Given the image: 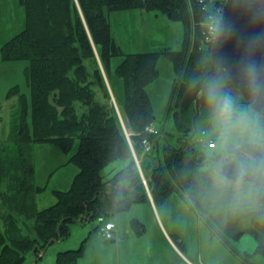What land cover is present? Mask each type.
Wrapping results in <instances>:
<instances>
[{
  "label": "trees",
  "instance_id": "1",
  "mask_svg": "<svg viewBox=\"0 0 264 264\" xmlns=\"http://www.w3.org/2000/svg\"><path fill=\"white\" fill-rule=\"evenodd\" d=\"M20 2L25 9V25L0 45V60L27 62L24 72L29 90L26 95L15 84L6 93L7 98L17 95L20 106L10 121L7 143L0 137V264H23L28 252L37 259L43 257L45 247L70 235V225L75 221H103L132 204L147 203L148 192L133 152L151 177L147 186L157 204L178 193L199 216L205 215L211 232L236 239L250 231L256 238V253L264 255V208L244 205L241 214L231 191L211 184V176L203 167L208 157L201 146L187 139L173 145L160 139L161 129L145 130L155 120L146 87L159 75V54L172 61L175 72L171 101L183 97L210 66V42L203 22L217 13L223 0ZM133 8L159 10L181 21L180 49L124 53L112 35L108 12ZM96 54L109 80L113 71L122 79L120 103L133 132V150L110 103ZM114 56H122L115 65ZM178 113L173 111L176 130L184 132ZM166 131L175 139L174 131ZM46 139H52L66 153L77 140L69 162L78 171L68 188L51 191L54 203L39 208L37 197L45 187L34 182L32 146ZM143 141L152 146L151 153L144 152ZM111 164L112 168L105 170ZM246 217L249 227H242ZM131 222L139 228L138 220ZM83 252L82 244L59 250L53 261L46 263L78 264ZM237 255L241 264L249 263V252L238 251Z\"/></svg>",
  "mask_w": 264,
  "mask_h": 264
},
{
  "label": "rangeland",
  "instance_id": "2",
  "mask_svg": "<svg viewBox=\"0 0 264 264\" xmlns=\"http://www.w3.org/2000/svg\"><path fill=\"white\" fill-rule=\"evenodd\" d=\"M24 17L25 10L20 0H0V45L11 36L17 34L18 31L24 27ZM108 17L112 28V35L124 53L135 51L147 52L149 50L158 51L163 48L177 50L181 47L184 25L181 21L170 19L159 10L142 11L137 8L111 10L108 12ZM96 56L103 75L107 94L111 101L110 103L113 109H115L117 118L122 127V122H124L130 137L131 129L126 124L127 120L125 119L124 110L120 103L123 98L122 79L113 71L111 73V79L109 80L106 69L102 66V63H100L99 55L96 54ZM121 58L122 56H114L112 58L113 65L117 64ZM26 65L27 62L24 60L8 62L0 60V137L5 143H7L6 135L9 130L10 121L15 115V111L18 110L20 106L17 95L7 98L6 93L10 86L16 84L21 88L22 92L29 95L24 72ZM156 66L159 75L156 79L147 84L146 89L154 108V124L160 127L164 139H166L168 135L172 139V144L174 145L177 141L166 129L172 132L174 131L176 135L175 138H182V136L189 135L193 130L189 133H185L175 128V118H173V113L170 110L172 108H175V110L178 109V117L182 119L180 114L183 108V106H181L183 97L181 96V98L179 97L178 99L174 98L171 101V92L175 78L172 61L161 53L158 56ZM229 93L232 96L227 99V107L230 106L227 110L225 109L224 111H219V113L207 115L208 108L203 107L200 109L199 118L196 120V129L198 131L206 129L207 136H211L215 142L214 147L204 146V142L199 145V140H196V134L193 136L195 138L189 139V141L194 145L201 146L206 157H208L203 167L211 176V184L229 189L234 197V201L238 204L237 209L242 214L241 210L244 209V205H247L249 208H255L253 184L247 181H230L225 178L219 173L220 165H218V159L228 150H232L234 147H240L244 143L255 139L258 131V128L255 126L258 115H256L247 104L238 101L241 100V95H234L235 91L233 90H229ZM170 102L171 105L169 106ZM167 120L169 122L168 125L165 124ZM205 140L208 142L210 138ZM76 145L77 140H75L70 153H66L61 146L57 145L52 139L38 140L33 143L32 159L35 171L34 182L45 187L44 191L39 193L37 197L36 205H38L39 208L47 207L49 204L55 202L56 198L51 192L53 189H66L70 186L72 177L78 171L75 164L71 161L69 162V156L76 149ZM135 162L136 165L141 168L142 181L147 192H150L147 183L151 178L143 171L140 161L137 159ZM144 164L145 163H143V166ZM113 165L114 164L107 166L105 170H109ZM4 183H6V181L3 182V187H5ZM173 198L176 200L170 204L177 206V221L205 219V215L200 213L201 215L198 216L196 212L193 213L192 217L189 216L178 206V203H183L181 199L175 195L169 196L167 199L174 200ZM188 207L189 206H187V208ZM190 210L192 209L190 208ZM3 212H5V210H3ZM246 219V221L240 224L242 227H249V219L247 217ZM98 224L99 222H97V219L85 221L83 224L76 221L73 222L70 225L71 230L69 236L62 238V241L50 243V245L43 250L45 251L44 256L39 257V259L36 258L33 252H28L23 264H48L46 262L50 260L49 257L53 256L56 251L74 249L81 244L84 250L83 253L88 250L91 254H86L85 260L82 259L83 254L78 258L77 262H79V264H89V262L93 264V255L96 256L97 254L98 249L96 248L100 238L96 229ZM2 225L3 223L1 221L0 227H2ZM183 232L189 236V243L195 246L197 244V238L199 237L196 230L189 227V229H183ZM221 233L222 232H220V234ZM220 234L217 231L213 232L209 236L211 237V242L208 241L203 244L202 255L211 264H230V258L227 255L228 252L236 256L238 251H246L251 254L249 256V263L264 264V255L256 253V238L250 231H246L236 239L230 236L223 238ZM219 235L222 238H220ZM88 238L90 239V245L86 243ZM92 244L93 249L91 248Z\"/></svg>",
  "mask_w": 264,
  "mask_h": 264
},
{
  "label": "water",
  "instance_id": "3",
  "mask_svg": "<svg viewBox=\"0 0 264 264\" xmlns=\"http://www.w3.org/2000/svg\"><path fill=\"white\" fill-rule=\"evenodd\" d=\"M220 12L210 46V68L187 92V101L193 100L196 108L193 122L203 105L216 112L223 109L229 86L264 115V0H225ZM251 163L255 172L264 167L258 161ZM241 169L237 160L223 159L219 172L230 180H238ZM254 196L257 207H264V185L257 187Z\"/></svg>",
  "mask_w": 264,
  "mask_h": 264
},
{
  "label": "crops",
  "instance_id": "4",
  "mask_svg": "<svg viewBox=\"0 0 264 264\" xmlns=\"http://www.w3.org/2000/svg\"><path fill=\"white\" fill-rule=\"evenodd\" d=\"M165 124H169L168 120ZM145 173H148L146 168ZM148 177L150 178L149 174ZM173 195L183 201L182 204L178 203V206L189 216L192 217L194 212L198 214L178 193ZM167 198L165 202L157 204L151 192H148L147 203L132 204L128 209L119 211L118 214L107 216L103 221L97 220L99 224L96 229L100 238L96 248L98 249V255H93L92 263L211 264L202 255V248L204 243L211 242V237L209 236L216 231L211 232L204 219L177 221V206L170 204L175 202L176 199L168 200ZM186 205L193 211L189 207L187 208ZM133 219L139 221V228L132 224L131 221ZM104 221H112L115 225L113 229L114 238L112 240L106 241L105 237H103ZM189 227L195 229L196 233L199 234L195 246L189 243V236L183 232V229H189ZM220 238L222 237L220 236ZM89 242L90 239L87 241L90 245ZM86 254H91V252L86 250L82 259L85 260ZM54 255L49 257V263L53 261ZM227 255L230 258V264H241L240 255L236 254L234 256L230 252Z\"/></svg>",
  "mask_w": 264,
  "mask_h": 264
},
{
  "label": "flooded vegetation",
  "instance_id": "5",
  "mask_svg": "<svg viewBox=\"0 0 264 264\" xmlns=\"http://www.w3.org/2000/svg\"><path fill=\"white\" fill-rule=\"evenodd\" d=\"M182 105L185 106V104ZM204 108H208V114L215 113V111L208 106ZM256 115H258V120L255 126L258 128V131L255 139L249 141L253 145H242L240 147L233 148L232 153H230L226 159L231 161L233 159L240 162L242 169L240 175L238 176V180L241 182L247 181L248 183L253 184V187L257 189V187L264 185V167L262 166L263 168H261V171L255 172L254 168H250V164H252L251 162L253 161H258L264 165V115L257 113ZM260 176L262 178H259Z\"/></svg>",
  "mask_w": 264,
  "mask_h": 264
},
{
  "label": "built area",
  "instance_id": "6",
  "mask_svg": "<svg viewBox=\"0 0 264 264\" xmlns=\"http://www.w3.org/2000/svg\"><path fill=\"white\" fill-rule=\"evenodd\" d=\"M215 19H216V16H212L209 21L206 23L207 24V28H206V40L207 41H210L212 38H213V34H214V31H215ZM151 128H149L150 130ZM211 146H213V142H210L209 143ZM148 149V147H147ZM113 225L111 222H107V224H105V236L106 237H111V229H112Z\"/></svg>",
  "mask_w": 264,
  "mask_h": 264
},
{
  "label": "clouds",
  "instance_id": "7",
  "mask_svg": "<svg viewBox=\"0 0 264 264\" xmlns=\"http://www.w3.org/2000/svg\"><path fill=\"white\" fill-rule=\"evenodd\" d=\"M209 98H210V99H214V97H212V96H210ZM225 103H227V101H225Z\"/></svg>",
  "mask_w": 264,
  "mask_h": 264
},
{
  "label": "bare ground",
  "instance_id": "8",
  "mask_svg": "<svg viewBox=\"0 0 264 264\" xmlns=\"http://www.w3.org/2000/svg\"><path fill=\"white\" fill-rule=\"evenodd\" d=\"M213 5V4H212Z\"/></svg>",
  "mask_w": 264,
  "mask_h": 264
}]
</instances>
